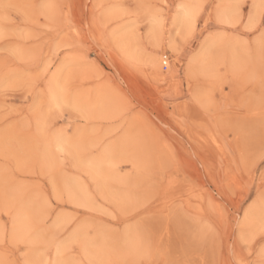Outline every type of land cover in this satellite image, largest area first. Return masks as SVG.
I'll list each match as a JSON object with an SVG mask.
<instances>
[{
  "label": "rangeland",
  "instance_id": "1",
  "mask_svg": "<svg viewBox=\"0 0 264 264\" xmlns=\"http://www.w3.org/2000/svg\"><path fill=\"white\" fill-rule=\"evenodd\" d=\"M0 264H264V0H0Z\"/></svg>",
  "mask_w": 264,
  "mask_h": 264
},
{
  "label": "bare ground",
  "instance_id": "2",
  "mask_svg": "<svg viewBox=\"0 0 264 264\" xmlns=\"http://www.w3.org/2000/svg\"><path fill=\"white\" fill-rule=\"evenodd\" d=\"M181 7H179V8H182L183 7V10H181L180 11V13L179 12H177L178 14H179V17L177 18L178 20H182L183 19V17H184V23L186 24V25H188V26H191V27H193L194 26V23H195V17H196V15H197V12H196V10H194V9H191V8H187L188 6L187 5H180ZM190 9V10H189ZM217 13H216V16H218L219 17V19H221V15L223 14L222 12H224V8L222 7V6H219L218 8H217ZM254 13L252 14V21H254V16H256V11H253ZM152 18H153V16H152ZM201 49V51L198 53V55H197V57H198V62H200V61H202L205 57H206V49H207V47H204V48H200ZM194 61H196V57H193V58H191V62H194ZM191 64V63H190ZM189 72L190 71H192L193 69H194V67H193V64H191L190 66H189ZM57 75V74H56ZM55 76V75H54ZM56 79V78H55ZM58 82V81H57ZM59 85V84H58ZM57 90H59V89H57ZM57 90H56V92H57ZM59 92V91H58ZM56 95V94H55ZM59 97H60V95H59ZM55 99V98H54ZM58 100V99H57ZM51 104V103H50ZM55 136V135H54ZM55 142H57V141H55ZM57 144V143H56ZM56 144H54V145H56ZM105 153V152H104ZM174 181V180H173ZM177 181V180H176ZM168 183V182H167ZM173 184V183H172ZM168 185H170L169 183H168ZM175 185V184H174ZM173 186V185H172ZM171 187V186H170ZM173 187H175V186H173ZM172 188V187H171ZM167 189H168V187H167ZM170 190V189H169ZM168 191V190H167ZM167 193V192H166ZM179 196V195H178ZM171 197V196H170ZM173 198H175V197H173ZM199 198V197H198ZM200 199V198H199ZM194 200H195V198H194ZM179 201V200H178ZM181 201V200H180ZM163 202V201H162ZM190 203V202H189ZM185 204H187V203H185ZM196 205V204H195ZM154 206V205H153ZM164 206V205H163ZM22 210V209H21ZM163 210V209H162ZM200 210V209H199ZM202 211V210H201ZM200 211V212H201ZM23 214V213H22ZM23 217V216H22ZM20 218V217H19ZM17 223V222H16ZM22 223V222H21ZM18 224H20V222L18 223ZM17 227V226H16ZM19 227L20 226H18L17 228L19 229ZM14 228V227H13ZM30 227H28V229H29ZM12 230V229H11ZM19 230H21V229H19ZM22 235V234H21ZM3 246V245H2ZM86 252V251H85Z\"/></svg>",
  "mask_w": 264,
  "mask_h": 264
}]
</instances>
